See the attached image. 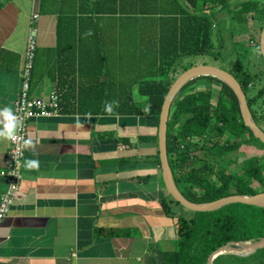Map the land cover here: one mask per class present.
I'll return each mask as SVG.
<instances>
[{"label":"crops","instance_id":"0c3cea01","mask_svg":"<svg viewBox=\"0 0 264 264\" xmlns=\"http://www.w3.org/2000/svg\"><path fill=\"white\" fill-rule=\"evenodd\" d=\"M84 1L8 0L0 8V202L30 38L36 41L30 94L46 98L57 90L63 103V113L28 123L20 187L0 225V264H164L178 247L177 215L187 212L171 204L177 215H169L162 206L171 199L156 159L158 119L97 115L98 106H144L147 99L131 72V55L120 60L101 47L89 13L94 0L85 11ZM245 1L262 0L232 3ZM220 13L228 15L219 11L215 28L225 25L227 42L234 23ZM108 24L102 22L104 30ZM231 42L228 52L239 38ZM252 151L249 158L264 154L256 146ZM260 251L264 244L234 242L210 264H261L253 259Z\"/></svg>","mask_w":264,"mask_h":264},{"label":"trees","instance_id":"16d2710c","mask_svg":"<svg viewBox=\"0 0 264 264\" xmlns=\"http://www.w3.org/2000/svg\"><path fill=\"white\" fill-rule=\"evenodd\" d=\"M6 1L0 0V8ZM88 1L83 2L84 11L94 4L89 13L102 35L99 37L101 47L116 51L121 55L120 60L131 55V72L137 71L140 94L147 99L144 106H98L97 115H147L159 120L173 82L195 66L186 61L199 56L218 58L219 48L226 44L221 30H217L218 26L215 28L219 11L226 12L233 23L245 22L247 17L264 20V7L258 11L259 4L252 1L236 7L233 0H94L90 4ZM103 21H109L106 32ZM263 27L264 21L260 33ZM105 35L110 41L104 39ZM135 50H140V54ZM232 66L231 73L244 90L256 123L262 127L264 87L257 94L249 95L259 76L246 70L238 61ZM203 80L219 83L220 90L215 93L212 87L200 90L192 87ZM214 97L217 98L215 105ZM62 107L60 101V113H63ZM252 140L264 151V143L245 126L237 97L229 86L210 76L190 81L173 102L167 131L169 163L182 194L197 204L231 195L258 194L253 182L247 185V191L241 189L245 186L240 180L244 175L253 176L264 192V154L247 159L250 165L255 163L256 166L244 169L240 179L219 162L220 152L231 153L242 145H249ZM155 141H158V135ZM156 159L160 163L159 152ZM170 199L169 203L163 200L162 206L167 214L177 215L172 213L170 205L180 203L171 195ZM193 213L191 218L177 215L178 247L164 257V264H208L210 256L224 246L234 242H258L264 238V207L231 204L213 212Z\"/></svg>","mask_w":264,"mask_h":264},{"label":"water","instance_id":"95a60500","mask_svg":"<svg viewBox=\"0 0 264 264\" xmlns=\"http://www.w3.org/2000/svg\"><path fill=\"white\" fill-rule=\"evenodd\" d=\"M260 52L264 60V27L260 37ZM203 76L214 77L231 88V90L237 97L241 117L245 126L250 129L255 138L259 139L262 143H264V130L256 123L248 105L247 96L238 80L234 77V75L231 72H228L227 70L219 67L205 64L195 65L180 74L177 79L173 82L164 100L158 120L159 158L165 187L175 201L179 202L180 205L183 206L185 209L193 212H213L231 204H245L250 206L264 207V192H260L253 196L231 195L213 202L197 204L189 201L182 194L176 184L173 171L169 163L167 150V131L170 111L175 98L178 96L181 90L190 81ZM256 243L264 244V238ZM227 247H229V245H227L226 247H222L216 252H214L210 256L208 263L210 264L212 259L220 253L227 251Z\"/></svg>","mask_w":264,"mask_h":264},{"label":"rangeland","instance_id":"374dc122","mask_svg":"<svg viewBox=\"0 0 264 264\" xmlns=\"http://www.w3.org/2000/svg\"><path fill=\"white\" fill-rule=\"evenodd\" d=\"M258 4H259V8L257 10L258 11L259 9L262 10L264 7V0H262L261 2L259 1ZM255 14H257V12H255ZM227 16L228 15L226 14L220 13V18L225 22L228 20ZM263 21H264L263 19L258 21V20H254L253 18L247 17L245 22H235L231 26L228 32V35H231L232 39L226 42L225 48L224 50L220 51L218 58H213L211 56H199L195 58H190L186 62L190 61V62H193L195 65H202V64L211 65V66L225 69L228 72H232L233 63L238 61L241 64H243L246 70H250L251 73L253 70L254 71L253 74H256L259 76L255 81L256 86L254 90H252L251 94L249 91V95L257 94L258 90H260V88L264 85V73L261 74L259 73V71H257L260 65L262 66V68H264V63H263V59H262L261 52H260V37H261L262 32L260 33V31L258 30L261 27ZM220 25L222 28L219 27V29L217 30L220 31L221 29L222 31H225L224 30L225 25L223 23H220ZM238 38H239V43L235 47L234 51L228 52L229 50H231V46H233L231 41H233V39L236 40ZM251 40L253 42V45L251 43ZM192 87L195 90H200L203 88L205 89L206 87H212L215 90V93H217L220 90L219 83L215 81L209 82L207 80L198 81ZM261 101H264V100H261ZM216 103H217V98L214 97L213 104L215 105ZM226 137H228V135ZM230 138L232 140L234 139V137L232 136H230ZM254 146L259 148V144L256 141L252 140L249 145H242L238 150L236 151L234 150L231 153L226 154V153L220 152L219 162L223 168H226L228 170V172L233 173L236 179H240L241 177L239 175L242 174L244 169H249L250 166L251 167L256 166L255 163L250 165L249 160H247V159H250L249 156L252 154L253 152L252 150ZM263 177H264V168H263ZM240 180H242V182L245 185V186L243 185L241 186V189L243 191H247L248 189L247 185L251 184L252 182L254 185L253 187L255 189H258L257 190L258 192L263 191V188L261 187L257 188L256 183L258 182H256L257 180L254 182L253 176L249 177L247 175H244L243 178ZM175 206L183 210V212H187L186 213L187 215H184V217H187L190 214L191 215L194 214L193 211L187 210L181 205H175ZM253 259H258L261 264H264L262 262V260L264 259V251L258 252L257 255L253 256ZM249 262H252V260L248 259L246 261V263H249Z\"/></svg>","mask_w":264,"mask_h":264},{"label":"built area","instance_id":"2783aa9c","mask_svg":"<svg viewBox=\"0 0 264 264\" xmlns=\"http://www.w3.org/2000/svg\"><path fill=\"white\" fill-rule=\"evenodd\" d=\"M39 16L35 15V19ZM36 41L30 38L27 44L23 68L21 92L14 105L12 122L14 132L10 137V158L6 170L2 172L7 182V190L0 202V225L11 211L15 195L22 179V164L27 144V127L34 118H49L60 114V96L57 90L50 92L48 97H34L30 94L31 73L34 67Z\"/></svg>","mask_w":264,"mask_h":264}]
</instances>
